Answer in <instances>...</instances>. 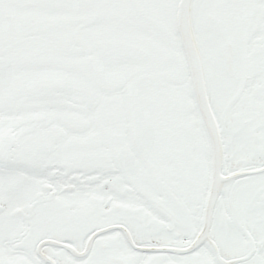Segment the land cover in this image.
I'll return each mask as SVG.
<instances>
[{
  "label": "snow or ice",
  "instance_id": "snow-or-ice-1",
  "mask_svg": "<svg viewBox=\"0 0 264 264\" xmlns=\"http://www.w3.org/2000/svg\"><path fill=\"white\" fill-rule=\"evenodd\" d=\"M0 264H264V0H0Z\"/></svg>",
  "mask_w": 264,
  "mask_h": 264
}]
</instances>
